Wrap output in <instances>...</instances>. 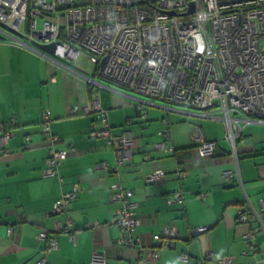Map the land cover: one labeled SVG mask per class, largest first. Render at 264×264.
<instances>
[{
	"label": "crops",
	"instance_id": "0c3cea01",
	"mask_svg": "<svg viewBox=\"0 0 264 264\" xmlns=\"http://www.w3.org/2000/svg\"><path fill=\"white\" fill-rule=\"evenodd\" d=\"M75 62L68 65L64 60L51 61L40 52L0 41V135L6 129L12 132L5 147L0 145V220L13 226L11 236L0 226V264H36L46 245L37 239L41 230L58 243L48 256L49 264H92L94 250L106 253L107 264H133L141 254L139 249L118 246L121 232L111 222L120 207L113 199L117 186L131 190L132 200L137 203L139 223L133 238H138L143 247L159 251L157 259L145 264H182L179 256L183 252L189 255L190 264H201L207 251L212 253L207 264H219L218 259L224 257L232 259L229 264H264V230L256 232L249 249V227L238 222L241 211L254 210L264 227V133L246 134L243 129L234 160L221 121L196 123L195 119L201 117L194 111L164 109L151 98L146 103L128 95L129 89L95 75L94 69L91 74L81 71L73 65ZM74 68L93 83H87ZM95 94L107 110L114 137L125 130L134 135L131 159L118 162L116 139L108 144L90 137L97 116L85 110ZM144 104L165 111L166 116L149 111L144 118ZM75 108L79 110L76 113ZM44 112L51 119L52 134L57 136L55 147L74 149L59 167L58 176L52 178L42 174L47 157V144L41 134ZM172 112V122L183 115L193 120L190 127L182 122L185 119L178 125L170 123L167 116ZM163 119L168 122L167 139L159 135ZM191 124L202 129L206 140L217 142L212 156L197 154L196 144L191 141ZM161 142L175 152L156 149ZM255 161L258 164H253ZM99 163H105L106 169L97 170ZM155 168L165 172L164 179L157 184L147 183L146 177ZM225 171H232V177H226ZM74 186L77 193L68 211L54 214L55 201ZM179 191L184 194L183 202L169 203ZM68 221L69 234L55 232L57 222L65 225ZM166 225L174 226L178 237L173 239L172 247L160 248L152 236ZM251 225L260 226L257 220ZM197 227L207 231L192 234Z\"/></svg>",
	"mask_w": 264,
	"mask_h": 264
},
{
	"label": "built area",
	"instance_id": "2783aa9c",
	"mask_svg": "<svg viewBox=\"0 0 264 264\" xmlns=\"http://www.w3.org/2000/svg\"><path fill=\"white\" fill-rule=\"evenodd\" d=\"M78 2L0 0V41H8L34 52L39 51L25 41L43 45L54 43L55 58L40 54L51 61L64 60L68 65L84 52L94 66H99V75L108 81L152 100L187 108L201 118L221 121L225 126V140L231 147V157L237 159L236 142L244 127L251 123L264 124V0ZM191 8L192 12L188 13ZM38 19L42 20L41 29L37 28ZM76 74L87 83H93L90 77ZM163 108L171 109L165 105ZM78 111V108L74 109L75 113ZM85 111L94 112L97 116L96 127L91 130L90 137L104 139L108 144H113L116 139L118 162L131 159L134 135L125 130L117 138L114 137L107 110L101 107L97 94L90 98ZM162 122L164 127L159 135L167 139L168 122L165 119ZM50 123L48 113L44 112L41 134L47 144V157L42 174L52 178L58 176L59 167L74 149L59 150L55 147L57 136L52 134ZM11 136L9 129L2 131L0 145L3 148ZM191 137L200 157L212 156L216 151L217 142L206 140L198 125L194 126ZM29 140L27 137L26 141ZM155 148L166 153L174 150L166 142L156 144ZM96 169H106V164L99 163ZM224 175L231 178L233 173L225 171ZM164 176L163 170L155 168L145 180L157 184ZM117 187L113 199L120 203V207L111 221L121 232L117 245L139 248L141 257L133 264L157 259V249L143 247L138 238H133L139 223L136 218L137 203L132 200L133 192ZM76 193L77 186L63 193L55 201L53 213L68 211ZM183 195V192H175L169 203H181ZM200 197L203 200L204 196ZM255 220L260 226L253 228L251 222ZM238 222L249 227L246 240L250 249L256 232L264 230L260 216L254 210L241 211ZM0 226L5 227L7 236L12 235L13 226L2 220ZM69 227L70 221L65 225L57 222L55 232L69 234ZM205 231L207 228L197 227L192 229V234ZM37 237L38 240L47 239V244L36 264H49L48 256L58 248L57 240L54 236L49 237L44 230ZM177 237L176 228L166 225L161 233L152 236V241L155 245L168 248L173 246V239ZM70 238H73L72 235ZM106 258L105 252L94 250L91 263L107 264ZM211 259L212 253L207 251L201 264H207ZM179 260L182 264H190V257L185 252L180 254ZM231 261L230 257L218 259L219 264Z\"/></svg>",
	"mask_w": 264,
	"mask_h": 264
},
{
	"label": "rangeland",
	"instance_id": "374dc122",
	"mask_svg": "<svg viewBox=\"0 0 264 264\" xmlns=\"http://www.w3.org/2000/svg\"><path fill=\"white\" fill-rule=\"evenodd\" d=\"M37 28L38 29H41L42 28V20L41 19H38V21H37ZM24 43H26V44H30V42H28V41H25ZM32 48H33V46H32ZM36 50V49H35ZM76 62H75V64H73L76 68H78V69H80L81 71H83V72H85V73H90L91 74V72H92V70L95 68V66L89 61V59H88V57L85 55V54H82V53H80V55H79V57L75 60ZM128 92V91H127ZM128 95H131V96H134V97H137V98H139V99H143V100H145V101H149V98L148 97H146V96H143V95H141V94H139V93H136V92H133V91H129L128 92ZM155 104H157V105H165V106H167L168 108H177V109H179V110H184V111H188L187 109H184V107H181V106H179L178 107V105H175V104H173V103H169V104H166V103H164V102H161V101H159V100H155ZM144 108H143V113H142V116L144 115V114H146L147 112H149V111H151V113H154V112H160V114L161 113H163V115L164 116H166V112L165 111H159V109H157V108H154V107H148L147 106V104H144ZM188 112H190V111H188ZM172 116H175V113H169L168 114V116H167V118L169 119L170 117H172ZM179 117H178V120L176 121V122H172V120H170L169 119V121H170V123H172V124H175V125H178L180 122H181V119H185V121H182L184 124H186L187 126H189L190 127V125H189V123H192L191 121H193V120H191V119H189V118H187V117H184L183 115H178ZM205 120H209V119H205V118H196L195 119V121H196V123H198V122H203V121H205ZM194 124V123H193ZM193 124H191V127L193 128ZM224 125V124H223ZM191 128V130H193ZM244 131L246 132V134L249 132L250 134H255V133H264V126H260V125H258V126H255V124H248L245 128H244ZM190 134H191V131H190ZM189 134V135H190ZM244 134V133H243ZM191 139V138H190ZM191 141L193 142V140L191 139ZM231 148V147H230ZM243 155H241L240 156V159L241 158H243L242 157ZM258 157H255L254 159H257ZM247 160H251V162L253 161V159H247ZM253 164H258L256 161L253 163ZM256 199V198H255Z\"/></svg>",
	"mask_w": 264,
	"mask_h": 264
},
{
	"label": "water",
	"instance_id": "95a60500",
	"mask_svg": "<svg viewBox=\"0 0 264 264\" xmlns=\"http://www.w3.org/2000/svg\"><path fill=\"white\" fill-rule=\"evenodd\" d=\"M191 6H193V5H191ZM191 12H192V8H191V10L188 13H191ZM0 39H1V37H0ZM29 46H31V47L33 46L34 49L38 50L40 53H42L44 55L46 54V55H49V56L55 58V52H54L55 44L54 43L43 45V44H39L37 42L31 41ZM103 64H104V59L101 60L100 66L102 67ZM74 70L76 72L82 74V75L87 76L86 74H84L83 72L79 71L78 69L74 68Z\"/></svg>",
	"mask_w": 264,
	"mask_h": 264
},
{
	"label": "trees",
	"instance_id": "16d2710c",
	"mask_svg": "<svg viewBox=\"0 0 264 264\" xmlns=\"http://www.w3.org/2000/svg\"><path fill=\"white\" fill-rule=\"evenodd\" d=\"M80 1H85V2H87L88 0H79V2ZM78 2V3H79ZM99 70H100V68H99V66H95V68H94V74L95 75H99ZM90 93H91V91H90ZM28 143V142H27ZM47 147V146H46ZM191 149V148H190ZM174 152H175V149L173 150ZM175 194V193H174ZM174 194H173V196H174ZM182 202H183V200H182ZM176 203H178V202H176ZM180 203V202H179ZM67 212V211H66ZM65 212V213H66ZM62 214V213H61ZM42 231V230H41ZM41 231H39L38 232V234L41 232ZM38 234H37V236H38ZM37 239H38V237H37ZM39 241H43V242H45V244H47V239H44V240H39ZM135 248H138V247H135ZM161 248V247H160ZM163 248V247H162ZM139 249V248H138ZM42 250H43V248L41 249V252H42ZM41 256H42V254H41ZM141 257V254H140V256L138 257V258H140Z\"/></svg>",
	"mask_w": 264,
	"mask_h": 264
},
{
	"label": "bare ground",
	"instance_id": "6f19581e",
	"mask_svg": "<svg viewBox=\"0 0 264 264\" xmlns=\"http://www.w3.org/2000/svg\"><path fill=\"white\" fill-rule=\"evenodd\" d=\"M110 128H111V126H110Z\"/></svg>",
	"mask_w": 264,
	"mask_h": 264
}]
</instances>
